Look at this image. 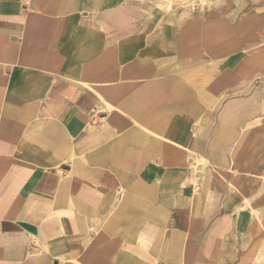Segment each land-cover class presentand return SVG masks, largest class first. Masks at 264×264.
I'll list each match as a JSON object with an SVG mask.
<instances>
[{
    "label": "crops",
    "instance_id": "crops-1",
    "mask_svg": "<svg viewBox=\"0 0 264 264\" xmlns=\"http://www.w3.org/2000/svg\"><path fill=\"white\" fill-rule=\"evenodd\" d=\"M175 1L0 0V264L249 246L230 183L264 156V0Z\"/></svg>",
    "mask_w": 264,
    "mask_h": 264
},
{
    "label": "rangeland",
    "instance_id": "rangeland-1",
    "mask_svg": "<svg viewBox=\"0 0 264 264\" xmlns=\"http://www.w3.org/2000/svg\"><path fill=\"white\" fill-rule=\"evenodd\" d=\"M218 0H176L177 7L188 5L212 7ZM237 166L231 173L232 188H236L242 200L241 217L248 216L247 237L250 244L239 257L229 256L231 264H264V156L255 152L249 154L248 160ZM242 222V221H241Z\"/></svg>",
    "mask_w": 264,
    "mask_h": 264
}]
</instances>
